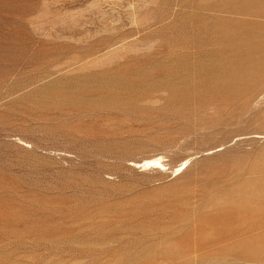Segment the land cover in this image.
<instances>
[{
    "label": "rangeland",
    "instance_id": "1",
    "mask_svg": "<svg viewBox=\"0 0 264 264\" xmlns=\"http://www.w3.org/2000/svg\"><path fill=\"white\" fill-rule=\"evenodd\" d=\"M0 264H264V0H0Z\"/></svg>",
    "mask_w": 264,
    "mask_h": 264
},
{
    "label": "bare ground",
    "instance_id": "2",
    "mask_svg": "<svg viewBox=\"0 0 264 264\" xmlns=\"http://www.w3.org/2000/svg\"><path fill=\"white\" fill-rule=\"evenodd\" d=\"M191 160H185L179 164V166L174 171L176 175L182 174L186 171L190 166ZM139 168H143L144 170L147 169H155V170H162L168 171V168L165 166V160L162 156H154L144 160L139 166Z\"/></svg>",
    "mask_w": 264,
    "mask_h": 264
}]
</instances>
